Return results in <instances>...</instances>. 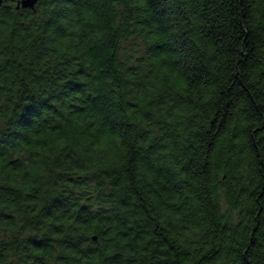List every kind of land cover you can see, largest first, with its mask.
<instances>
[{
    "label": "clouds",
    "instance_id": "clouds-1",
    "mask_svg": "<svg viewBox=\"0 0 264 264\" xmlns=\"http://www.w3.org/2000/svg\"><path fill=\"white\" fill-rule=\"evenodd\" d=\"M166 3L180 56L148 0H0V264H264V0Z\"/></svg>",
    "mask_w": 264,
    "mask_h": 264
},
{
    "label": "trees",
    "instance_id": "trees-1",
    "mask_svg": "<svg viewBox=\"0 0 264 264\" xmlns=\"http://www.w3.org/2000/svg\"><path fill=\"white\" fill-rule=\"evenodd\" d=\"M149 8L151 10V16L145 20H136L135 27H133L129 32V37H135L137 30L145 29H160L163 32L170 34L171 46L167 49L164 48L162 44H155L149 48V52L153 55L167 52L172 56H180L183 53L189 51V46L193 48L196 45V40L193 39L192 29L188 27V24L191 23L187 21V17L181 19L179 16H174L167 6L166 0H148ZM177 21L178 23H174ZM187 21V23H186ZM165 43H168L166 40ZM131 48H135L136 44L133 39ZM117 52H112V57H116ZM128 59L131 61L133 57L129 55ZM142 57L136 56L134 63H129L126 69V75H135L139 70V65L142 62ZM113 63H117L116 60H113ZM119 67H123V62H119ZM197 79H202L200 72L196 71ZM125 83L131 84L130 81ZM207 83V81H204ZM169 84H174L177 88H183L184 82L182 80L172 81L169 80ZM122 86V85H121ZM116 89L111 90L112 94H115ZM98 104L108 105V118L116 124H126L127 121L123 119V116L127 114V110L137 108L138 105L133 103V101L125 100L123 95L119 99L113 100L112 95L107 97H98L96 98ZM229 103L231 101H228ZM131 127V125H128ZM254 199V207L248 209L247 217L248 223L245 224L244 221L240 222L245 230L251 231V233L257 237L264 235V188L254 190L251 194ZM251 243V241H249ZM166 264V262H164Z\"/></svg>",
    "mask_w": 264,
    "mask_h": 264
}]
</instances>
